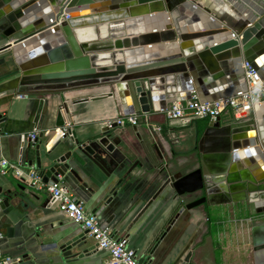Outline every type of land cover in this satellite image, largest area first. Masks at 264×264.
Returning a JSON list of instances; mask_svg holds the SVG:
<instances>
[{
	"label": "water",
	"instance_id": "water-1",
	"mask_svg": "<svg viewBox=\"0 0 264 264\" xmlns=\"http://www.w3.org/2000/svg\"><path fill=\"white\" fill-rule=\"evenodd\" d=\"M196 5L200 6V0H0V34L7 41L0 51L11 49L13 52L21 76L18 88L21 95L29 98L39 94L59 95L57 128L66 124L64 115L71 113L69 101L77 104L88 99L85 96L72 99L71 94L91 86L112 85L109 95H116L127 115L149 114L174 102H184L193 95L202 101L235 95L245 88L244 61L264 73V62L259 64L264 61V55L259 54V47L264 44V10L250 11L253 18L236 21L235 15L218 13L219 10H210L204 5L206 11L215 14L214 21H226L224 26L219 24L220 27L208 29L200 22ZM237 5H241L239 0ZM156 13L168 18V26L146 30L144 17ZM212 19L210 21L214 23ZM103 25L110 28L123 25L134 31L131 34L125 28L128 33L123 37L79 40V30ZM169 43L175 44L176 50H155ZM132 50H139L142 55L122 63L119 76L103 81L93 78L119 65H99L94 57ZM240 64L242 68L238 70ZM232 79L235 80L233 84L230 83ZM256 109L261 107L256 106ZM116 128V125L105 127L84 141L70 128L68 135L64 134L62 140L43 153L37 137L35 143L28 146H35L36 168L42 181L51 184L59 175L63 179L69 175L78 178L71 161L84 166L86 160L110 177L119 166ZM148 130L152 129L148 127ZM243 131L245 133H241ZM70 132L72 136L66 143ZM204 134L221 136L224 144L220 149L225 153L230 148L229 141L234 149L250 150L234 155L237 173L233 167L231 169V158L227 155L221 174L210 171L204 163L186 173H168L167 183L179 199L178 211L246 202L251 217L257 218L251 222L254 264H264V115L261 123L238 121L229 108L216 121L209 122ZM256 144L261 146H254ZM153 146L156 148L157 144ZM241 159L248 168L240 163ZM255 162L259 168L254 166ZM123 181L121 179L116 187ZM116 187L106 202L116 195ZM196 194L195 199L184 200L186 196ZM16 197L11 187L0 186V212ZM92 212L100 213L97 209ZM85 240V231L66 240L61 245L63 255H74L72 249ZM191 256L189 252L181 264H194Z\"/></svg>",
	"mask_w": 264,
	"mask_h": 264
},
{
	"label": "crops",
	"instance_id": "crops-1",
	"mask_svg": "<svg viewBox=\"0 0 264 264\" xmlns=\"http://www.w3.org/2000/svg\"><path fill=\"white\" fill-rule=\"evenodd\" d=\"M237 2L231 1L230 6L235 8H230L229 13L236 11ZM239 2L240 7L249 9L248 13L258 7L264 10V0ZM204 5L219 10L218 13L228 12L216 0H200L196 10L202 25L215 15L206 11ZM157 14L144 17L146 30H151L146 18ZM6 42L0 34V48ZM12 53L11 49L0 51V161L15 162L24 174L31 169L38 172L35 146H28L32 143L31 133H38L43 153L67 134L64 127L75 130L77 138L84 141L108 127V121L127 115L116 95H109L112 85L91 86L71 94L72 99L82 96L88 99L77 104L69 101L71 113L64 115L66 124L55 127L59 95L39 94L34 98L21 95L18 92L21 76ZM160 111L149 113L148 123L141 122L137 127L117 126L114 133L119 166L110 177L88 160L84 166L71 161L78 178L67 176L63 179L65 186L88 211L99 210L97 215L103 226L117 235L127 236L130 248L143 262L181 264L191 252L194 264H254L251 222L257 218L251 217L246 202L197 206L180 213L179 199L167 183L168 173H186L203 163L210 171L221 174L225 155L231 158L230 167L237 173L234 155L250 149H234L229 141L230 148L225 153L220 149L224 144L221 136L204 134L209 120L169 121ZM263 115L264 107L260 111L255 108L250 120L261 123ZM239 161L248 168L244 159ZM258 165L255 162L254 166ZM121 179L124 181L116 187ZM0 186L11 187L17 194L9 201V207L0 212L1 254L10 256L15 264H107V252L98 249L87 235L85 242L72 249L74 255H63L61 245L83 234V230L59 210L58 202L45 187L33 186L24 178L1 172ZM115 187L116 195L106 202ZM196 196L189 195L184 200L191 201Z\"/></svg>",
	"mask_w": 264,
	"mask_h": 264
},
{
	"label": "built area",
	"instance_id": "built-area-1",
	"mask_svg": "<svg viewBox=\"0 0 264 264\" xmlns=\"http://www.w3.org/2000/svg\"><path fill=\"white\" fill-rule=\"evenodd\" d=\"M243 69L246 77L245 88L236 92L235 95L217 98L213 101H202L193 95L184 102H174L168 105L160 112H163L169 121L191 122L195 119L216 121L222 113H227L230 108L234 119L238 121L250 120L256 106L264 105V73L261 74L248 61L243 62ZM148 116V114L119 115L114 120L108 121L107 126L108 128H112L113 125L137 127L141 122L148 123ZM68 129L64 127L63 132L68 133ZM160 129L158 127V130ZM69 134L72 136L71 132ZM37 137V132L31 133L29 135L30 142L35 143ZM0 172L24 178L33 186L45 187L51 197L58 202L59 210L72 222L79 225L94 241L98 249L107 252L109 256L107 264H149L141 261L136 252L130 248L127 236L117 235L111 228L103 226L98 215L88 211L83 202L72 195L60 175L56 182L45 184L36 170L31 169L27 174H24L20 165L5 159L0 161ZM0 264L15 263L10 256L0 253Z\"/></svg>",
	"mask_w": 264,
	"mask_h": 264
},
{
	"label": "bare ground",
	"instance_id": "bare-ground-1",
	"mask_svg": "<svg viewBox=\"0 0 264 264\" xmlns=\"http://www.w3.org/2000/svg\"><path fill=\"white\" fill-rule=\"evenodd\" d=\"M218 2V4H220L223 8V10L230 12V8L234 9L235 7L230 6L231 1L230 0H216ZM235 6H237L236 11L234 13H231V15H235L234 20H241L245 17H252L253 16L248 13L249 9H243L242 7H240L239 5H237L236 3L234 4ZM226 6V7H225ZM227 6H229V9L227 8ZM222 9V8H221ZM237 9H241V11L237 10ZM262 8H255V12L260 11ZM252 10V11H253ZM240 15V16H239ZM208 21V20H207ZM232 21V20H231ZM226 22V21H224ZM146 23L150 25L148 26L151 30L152 29H162L163 27L168 26L169 22H168V18L164 15L157 14L155 16L152 17H148L146 18ZM142 27V24H139L138 26ZM206 28H215V27H220L219 23L214 24L211 21H208V23L205 25ZM125 28L128 32H130L131 34L133 33V29L129 28L128 26L124 27L123 25L121 26H117V27H108L106 25L100 26V27H89V28H85V29H81L78 31L77 36L79 38V40H92V39H96L99 37H123L125 34H127L128 32L125 31ZM264 44L260 45V51L259 54L260 55H264V48H263ZM157 51L160 52H165V51H174L176 50V45L173 43H169V44H165L162 45L161 47H159L158 49H155ZM150 51V50H147ZM140 55H142V53L139 50H132L130 53H124V51H116L114 53H108V54H102L99 57H94L95 61L97 64L99 65H103V66H111L113 64L118 63V68L116 69H110L107 70L93 78L97 79L98 81H103L109 78H114L116 76H119L122 72V67L121 64L122 63H126L127 61H129L131 58H137L140 57ZM197 62V61H196ZM264 61H261L259 64H263ZM240 70V69H238ZM152 74V73H151ZM171 80H173V78L171 77ZM261 109L263 110V106H260ZM259 110V111H260Z\"/></svg>",
	"mask_w": 264,
	"mask_h": 264
},
{
	"label": "trees",
	"instance_id": "trees-1",
	"mask_svg": "<svg viewBox=\"0 0 264 264\" xmlns=\"http://www.w3.org/2000/svg\"><path fill=\"white\" fill-rule=\"evenodd\" d=\"M207 120V119H206Z\"/></svg>",
	"mask_w": 264,
	"mask_h": 264
}]
</instances>
